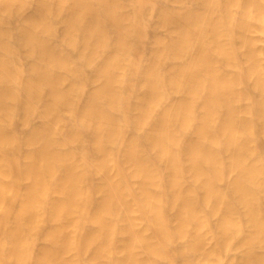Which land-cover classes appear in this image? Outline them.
I'll return each instance as SVG.
<instances>
[{
    "label": "bare ground",
    "instance_id": "6f19581e",
    "mask_svg": "<svg viewBox=\"0 0 264 264\" xmlns=\"http://www.w3.org/2000/svg\"><path fill=\"white\" fill-rule=\"evenodd\" d=\"M0 264H264V0H0Z\"/></svg>",
    "mask_w": 264,
    "mask_h": 264
}]
</instances>
